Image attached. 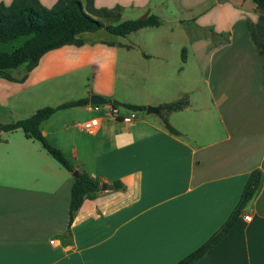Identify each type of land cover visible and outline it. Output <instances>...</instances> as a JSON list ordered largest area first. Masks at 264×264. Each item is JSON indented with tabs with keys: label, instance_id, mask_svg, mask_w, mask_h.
I'll use <instances>...</instances> for the list:
<instances>
[{
	"label": "crops",
	"instance_id": "1",
	"mask_svg": "<svg viewBox=\"0 0 264 264\" xmlns=\"http://www.w3.org/2000/svg\"><path fill=\"white\" fill-rule=\"evenodd\" d=\"M56 1L40 0L47 7ZM94 6L119 7L118 18L100 17L105 23L149 13L161 22L126 35L80 32V45L50 49L31 69H8L12 79L0 77V89L12 90L0 104L17 110L38 100L39 91L48 105L92 93L145 107L184 97L181 108L160 109L179 133L166 128L160 112L125 106L134 113L118 109L131 117L124 121L110 103L60 108L43 120L48 138L45 126L65 110L85 108L100 119L79 141L80 154L75 139H67L68 152L56 144L76 170L100 183L71 223L72 171L33 138L8 143L0 159V264H174L220 227L256 168L254 196L191 264H264V65L247 25L258 18L255 3L94 0ZM98 30L108 35L96 36ZM199 81L202 92L194 93ZM115 180L120 188L111 185Z\"/></svg>",
	"mask_w": 264,
	"mask_h": 264
},
{
	"label": "trees",
	"instance_id": "2",
	"mask_svg": "<svg viewBox=\"0 0 264 264\" xmlns=\"http://www.w3.org/2000/svg\"><path fill=\"white\" fill-rule=\"evenodd\" d=\"M258 11L256 21H247L250 35L258 48L264 65V0H252ZM119 7L108 9L95 7L94 0H57L51 7L43 5L40 0H11L9 3L0 2V42L13 39L19 35H30L21 45L11 51H0V77L12 79L8 69L25 64L27 69L33 68L40 57L48 50L67 43L80 45L82 39L78 34L86 30L105 28L107 31L126 35L144 26L158 25L161 19L154 13L144 14L135 18H127L114 23H105L100 17L118 18ZM87 96L67 100L57 105H45L37 108L28 116L12 121L1 122L0 130L10 131L21 128L25 136L40 141L42 146L66 169L75 170L73 164L65 157L57 146L53 145L40 130V123L60 108L88 103ZM186 103L184 97L163 103L159 107L163 110L181 108ZM133 110H145L144 105L120 103ZM116 104L114 106H118ZM166 128L177 134L179 131L171 125L167 117L160 112ZM261 179V171L253 169L240 193L239 199L224 222L207 239L193 250L182 256L174 264H191L201 257L207 250L217 243L228 232L243 208L254 196ZM114 188H120L122 182L113 181ZM100 187L98 178L85 171L77 170L73 175L70 203L69 223L74 212L80 207L84 196Z\"/></svg>",
	"mask_w": 264,
	"mask_h": 264
},
{
	"label": "rangeland",
	"instance_id": "3",
	"mask_svg": "<svg viewBox=\"0 0 264 264\" xmlns=\"http://www.w3.org/2000/svg\"><path fill=\"white\" fill-rule=\"evenodd\" d=\"M136 17L140 16L138 15H134ZM133 18V17H132ZM190 24V22H188ZM182 27V26H181ZM101 35H108L106 30H98L97 35L96 36H101ZM30 35H19L13 39L4 41V42H0V51H11L12 49H14L15 47L21 45ZM20 67H24V65L22 64ZM20 69V68H19ZM91 84V80L90 81H86V84ZM60 84H58L59 86ZM12 88L11 86H6L3 89H0V98H4L9 92H11ZM67 90H59L58 94L60 97L62 96H69L67 95ZM42 91H39V99L35 100L34 103H29L27 106H23L20 109H9L8 107H6L4 104H0V121L1 122H6V121H12L15 120L17 118L20 117H24L27 116L28 114H30V112H32V110L36 109L37 106L41 107L44 105H48L50 102L47 100V98H45V95L42 93H40ZM196 92H202V87H201V81H199L198 83V88L194 89V93ZM44 93V92H43ZM31 95V91L30 94ZM104 105H109V103H104ZM35 106V107H34ZM117 108L119 109L120 112L123 113H127L130 116H132V113H134L132 110H129L128 108H126L123 105H118ZM67 112H59V113H64L61 114L60 117L55 118L52 122H49L47 127L48 129H50V133H48V141L51 142L53 145L57 146L56 144H58L59 146H62V148H64L63 150H66L65 152H68V145L66 143L68 138L71 139H75L78 142V150H79V154L81 153L82 148L80 147L79 141H82L85 137L89 138V134L86 133V131L80 129L76 123L79 122L80 120L84 119V118H88L94 114H96V112L93 111H89L85 108H77L76 110H65ZM69 111V112H68ZM135 114H137V112H135ZM157 115V114H156ZM56 117V116H54ZM75 124H74V123ZM65 125H67L68 127H66ZM52 130H54V132H52ZM19 139H24L26 140L27 138H25V135L22 131L21 128H17L11 131H4V130H0V159H5L4 158V149L6 147H8V143H13L18 141ZM31 143H34L35 145H38L39 147H42V144L40 143V141L32 139L29 140ZM57 146L58 148L61 149V147ZM63 150L61 149V151L63 152ZM64 153V152H63ZM65 155V153H64ZM67 157V156H66ZM80 157H82L80 155ZM85 161V160H84Z\"/></svg>",
	"mask_w": 264,
	"mask_h": 264
},
{
	"label": "built area",
	"instance_id": "4",
	"mask_svg": "<svg viewBox=\"0 0 264 264\" xmlns=\"http://www.w3.org/2000/svg\"><path fill=\"white\" fill-rule=\"evenodd\" d=\"M111 112L114 116H116L117 118H120L124 121H129L131 119L130 116L128 115H122L119 113L118 111V108L117 106H114L111 104ZM99 122H100V119L98 116H93V117H90L88 119H85V120H82V121H79L76 123V125L86 131V132H89V133H94L97 128H98V125H99ZM244 218L246 220H250L251 219V215L250 214H245L244 215Z\"/></svg>",
	"mask_w": 264,
	"mask_h": 264
},
{
	"label": "water",
	"instance_id": "5",
	"mask_svg": "<svg viewBox=\"0 0 264 264\" xmlns=\"http://www.w3.org/2000/svg\"><path fill=\"white\" fill-rule=\"evenodd\" d=\"M89 102L91 104H103V103H110L112 105L120 104V102L116 99H109L102 95L92 93L89 96ZM146 112H160V107L158 105H147L146 106ZM72 174H77V170H73ZM105 183H101V187L104 188Z\"/></svg>",
	"mask_w": 264,
	"mask_h": 264
}]
</instances>
